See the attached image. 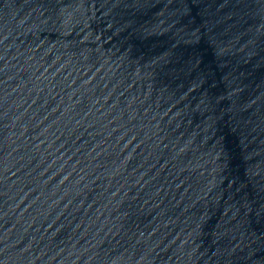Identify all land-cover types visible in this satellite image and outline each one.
<instances>
[{
	"label": "water",
	"instance_id": "water-1",
	"mask_svg": "<svg viewBox=\"0 0 264 264\" xmlns=\"http://www.w3.org/2000/svg\"><path fill=\"white\" fill-rule=\"evenodd\" d=\"M0 264H264V0H0Z\"/></svg>",
	"mask_w": 264,
	"mask_h": 264
}]
</instances>
